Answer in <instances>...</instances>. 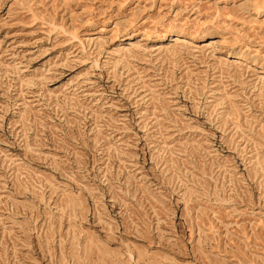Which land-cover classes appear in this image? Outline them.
<instances>
[{"label": "rangeland", "instance_id": "obj_1", "mask_svg": "<svg viewBox=\"0 0 264 264\" xmlns=\"http://www.w3.org/2000/svg\"><path fill=\"white\" fill-rule=\"evenodd\" d=\"M0 264H264V0H0Z\"/></svg>", "mask_w": 264, "mask_h": 264}]
</instances>
